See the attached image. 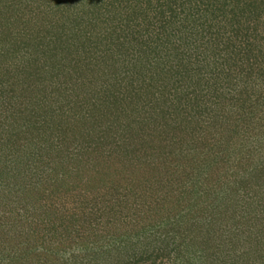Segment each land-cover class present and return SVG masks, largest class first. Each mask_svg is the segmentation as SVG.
Here are the masks:
<instances>
[{"label":"trees","instance_id":"obj_1","mask_svg":"<svg viewBox=\"0 0 264 264\" xmlns=\"http://www.w3.org/2000/svg\"><path fill=\"white\" fill-rule=\"evenodd\" d=\"M263 240L264 0H0V264Z\"/></svg>","mask_w":264,"mask_h":264},{"label":"rangeland","instance_id":"obj_2","mask_svg":"<svg viewBox=\"0 0 264 264\" xmlns=\"http://www.w3.org/2000/svg\"><path fill=\"white\" fill-rule=\"evenodd\" d=\"M262 244H263V242H262ZM259 246H261V244H259ZM158 252L159 253L152 255L151 258L153 259V261L151 260L149 255H145V256H142L137 262H132L131 264H166L167 261L164 259L163 256H161V251H158ZM260 252H263V251L261 250ZM245 258H246V254H243L242 260H244ZM260 258L263 259V261H264V253H260ZM251 263L252 262L246 263V264H251ZM257 264H260V263H257Z\"/></svg>","mask_w":264,"mask_h":264}]
</instances>
